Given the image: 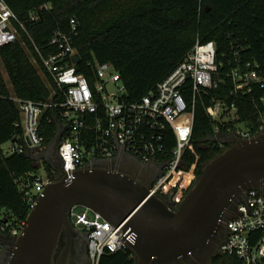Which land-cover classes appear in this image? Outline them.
<instances>
[{
	"label": "built area",
	"instance_id": "1",
	"mask_svg": "<svg viewBox=\"0 0 264 264\" xmlns=\"http://www.w3.org/2000/svg\"><path fill=\"white\" fill-rule=\"evenodd\" d=\"M48 7L47 4L41 6L31 13L30 19H39L40 11ZM70 23V33L61 28L53 32L48 45L55 48V52L43 55L37 48L42 72L49 77L51 96L36 101L12 94L20 111L16 126L24 130L25 143L13 139L7 149L3 148L4 144L1 147L5 155L24 152L36 163H44L42 158L34 157L48 147L41 127L44 113L51 109L50 119H55L57 130L61 131L55 161L69 179L76 170L90 166L95 159L105 160L110 168L118 169L123 161L122 155L128 154L143 162L165 164L161 175L152 184V190L159 193L183 162L193 135L197 97L203 89L223 81L221 68L226 63L229 65L223 73L233 79L230 94L236 99L252 93L258 86L264 87L259 62L242 60L239 49L232 50L233 60H228L225 53L220 57L215 41L203 42L198 38L184 59L154 88L141 98L128 101L123 97L126 86L111 63L96 62L94 78L78 70V62L73 56L79 51L72 36L77 28L76 18H71ZM18 25L25 28V22L5 0H0V46L18 39ZM32 59L37 62L36 57ZM189 94H192L191 99ZM252 101L259 107L258 123L243 120L236 101L214 100L209 104L207 112L215 124L216 135L251 138L263 133L264 97L252 98ZM170 136L175 143L168 156ZM52 171L51 175L40 168L20 175L13 173L31 209L45 185L58 176L55 166ZM70 220L76 228L87 233L93 264H100L107 253L128 247L121 226L116 228L98 211L74 205ZM26 223L14 225L4 217L0 230L16 238ZM223 223L227 232L218 246L216 257L220 259L213 264H264V188L249 189L237 197L226 210ZM128 239L134 241V234ZM1 257L0 244V264H3Z\"/></svg>",
	"mask_w": 264,
	"mask_h": 264
},
{
	"label": "trees",
	"instance_id": "2",
	"mask_svg": "<svg viewBox=\"0 0 264 264\" xmlns=\"http://www.w3.org/2000/svg\"><path fill=\"white\" fill-rule=\"evenodd\" d=\"M25 28L18 25L15 42L0 46V58L11 85L0 66V210L14 216V225L26 222L30 203L16 180V175L38 171L40 166L27 153L5 155L2 145L10 140L24 144V130L16 126L20 111L12 99L15 94L24 99L47 100L51 96L48 75L42 72L40 55L55 52L48 45L59 28L70 33L71 18L77 28L73 44L80 54L78 70L90 78L95 75V63H111L126 86L123 97L128 101L141 98L168 75L194 47L196 41H215L219 56L234 59L232 50L241 51L242 60L260 63L264 79V0H5ZM40 18L31 20L32 12L43 5ZM243 47V49L241 48ZM32 57L37 58V62ZM223 81L198 95L192 139L180 167L161 187L159 194L171 196L175 206L202 174L206 162L225 150L216 135L207 106L214 100L236 101L243 120L258 123L259 107L252 98L264 97V87L236 99L230 94L231 76L223 72ZM191 99L192 94L188 95ZM262 109V107H260ZM52 110L43 115L41 133L46 144L56 136L57 123ZM171 133V130L169 131ZM173 135V134H171ZM175 141L170 136L168 156ZM46 171L53 173V164L44 160ZM16 173L14 175L13 173ZM5 219H7L5 217ZM0 219V223L3 222ZM215 257L213 262H218ZM128 246L105 254L100 264H135Z\"/></svg>",
	"mask_w": 264,
	"mask_h": 264
},
{
	"label": "water",
	"instance_id": "3",
	"mask_svg": "<svg viewBox=\"0 0 264 264\" xmlns=\"http://www.w3.org/2000/svg\"><path fill=\"white\" fill-rule=\"evenodd\" d=\"M73 59L79 62L80 54ZM60 137L57 130L47 149L34 157L49 161L59 174L29 211L6 264H54L74 205L98 211L116 228L121 226L135 264H213L227 232L226 210L245 191L264 188V132L251 138L220 137L231 145L206 162L177 206L171 196L164 198L152 190L165 164L140 162L128 154L122 155L118 169L95 159L69 179L55 161ZM132 233L134 241L128 239Z\"/></svg>",
	"mask_w": 264,
	"mask_h": 264
},
{
	"label": "flooded vegetation",
	"instance_id": "4",
	"mask_svg": "<svg viewBox=\"0 0 264 264\" xmlns=\"http://www.w3.org/2000/svg\"><path fill=\"white\" fill-rule=\"evenodd\" d=\"M138 161L143 162L138 159ZM16 238L7 231L0 230V244L2 248V263L6 264L15 248ZM89 238L86 232L79 230L72 223L60 237L54 255V264H93L88 250Z\"/></svg>",
	"mask_w": 264,
	"mask_h": 264
},
{
	"label": "rangeland",
	"instance_id": "5",
	"mask_svg": "<svg viewBox=\"0 0 264 264\" xmlns=\"http://www.w3.org/2000/svg\"><path fill=\"white\" fill-rule=\"evenodd\" d=\"M0 66H1V69L3 71L4 77L6 78V81H7L8 80V75H7V73H6L5 69H4L3 62L1 60V58H0ZM8 85H9V87H11V85L9 83V80H8ZM224 136L225 135H215L213 138H215L216 140H218L225 147V149H226L227 147H229L231 145L232 142H227V143L221 142L220 141V137H224ZM8 146H9V142H6L4 144V147L3 148L4 149H7ZM38 164L40 165V170H46L43 162L38 163ZM4 217L9 218V220L11 222L15 219V216L9 210H7V209H1L0 210V219H3Z\"/></svg>",
	"mask_w": 264,
	"mask_h": 264
}]
</instances>
